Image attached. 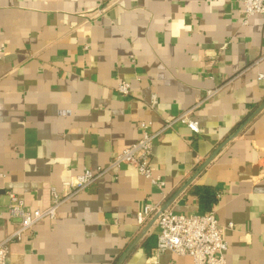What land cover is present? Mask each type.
<instances>
[{
  "label": "crops",
  "instance_id": "1",
  "mask_svg": "<svg viewBox=\"0 0 264 264\" xmlns=\"http://www.w3.org/2000/svg\"><path fill=\"white\" fill-rule=\"evenodd\" d=\"M0 208L46 209L51 189L159 133L160 188L132 166L102 176L10 247L8 264H193L156 252L147 205L214 212L227 264H264V15L236 0H0ZM128 82L130 93L117 92ZM199 133L168 120L182 114ZM18 219H0V242Z\"/></svg>",
  "mask_w": 264,
  "mask_h": 264
},
{
  "label": "built area",
  "instance_id": "2",
  "mask_svg": "<svg viewBox=\"0 0 264 264\" xmlns=\"http://www.w3.org/2000/svg\"><path fill=\"white\" fill-rule=\"evenodd\" d=\"M236 1L243 4L246 20L253 16L264 15V0ZM5 55V50L0 48V60ZM117 92L122 96L129 95V83L121 82L117 87ZM176 122L184 123L192 132L199 133V126L197 122L189 118V113L182 114L176 120H168L164 129L171 128ZM141 127L144 130L141 140L117 154L109 166L98 168L96 171L84 170L63 184L64 192L61 194L52 188V203L48 208L27 210L24 201L11 194V202L6 209L0 208V219L7 212L12 218L18 219L19 223L15 231L0 242V264H8L10 247L27 238L36 225L47 220H55L62 204L76 194L90 188L102 176L117 173L124 165L132 166L141 175L163 188L164 182L155 176L152 165L153 144L159 133L149 132V126L145 123L141 124ZM160 210V205H147L137 215L138 224L143 226L148 219L159 214L156 221L159 228L156 252L169 251L177 256H186L192 259L193 264H227L228 242L226 233L233 228V224L226 227L220 226L214 212L182 215L171 209L161 213Z\"/></svg>",
  "mask_w": 264,
  "mask_h": 264
},
{
  "label": "water",
  "instance_id": "3",
  "mask_svg": "<svg viewBox=\"0 0 264 264\" xmlns=\"http://www.w3.org/2000/svg\"><path fill=\"white\" fill-rule=\"evenodd\" d=\"M175 197L174 196L173 198H171L166 204H164L162 207H161V210H160V213L161 212H164L166 210H168L172 203L174 202L175 200ZM158 216L159 214L155 215L152 220L149 222V224L144 228V230L142 231L141 235H140V238L144 237L148 232L149 230L151 229V227L156 223L157 219H158Z\"/></svg>",
  "mask_w": 264,
  "mask_h": 264
}]
</instances>
